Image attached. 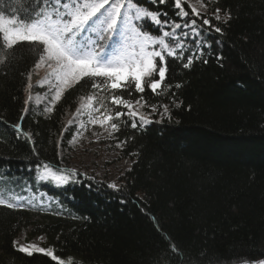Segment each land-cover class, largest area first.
<instances>
[{
    "label": "trees",
    "instance_id": "1",
    "mask_svg": "<svg viewBox=\"0 0 264 264\" xmlns=\"http://www.w3.org/2000/svg\"><path fill=\"white\" fill-rule=\"evenodd\" d=\"M33 4L0 0V12L24 19ZM217 6L232 18L223 22L222 12L221 22L212 19L223 35L208 38L211 49L189 69L182 66L186 58H166L167 78L152 103L167 104L169 114L145 127L121 126L117 141L131 137L121 154L133 163L119 191L79 175L63 187L36 181L37 163L67 169L58 163L63 118L92 90L69 89L50 115L25 114L28 73L39 50L26 43L8 50L0 63V197L23 208L0 206V264H56L13 247L29 227L31 237H44L47 249L75 264L264 260V0H218ZM149 7L179 22L174 0ZM21 116L34 143L11 127Z\"/></svg>",
    "mask_w": 264,
    "mask_h": 264
},
{
    "label": "snow or ice",
    "instance_id": "2",
    "mask_svg": "<svg viewBox=\"0 0 264 264\" xmlns=\"http://www.w3.org/2000/svg\"><path fill=\"white\" fill-rule=\"evenodd\" d=\"M167 2L168 0H34L24 19L6 17L0 12V45L4 50V59L0 60V63L7 60L8 50L17 45L26 43L36 47L39 55L35 60L34 69L50 70L46 79L52 81L45 94L49 103L44 111L52 114L69 89H76L78 86L90 87L92 94L87 96V100H97L104 109L101 116L90 118V123L99 124L107 131L109 138L115 139V134L121 131L119 121L122 117H128L131 128L137 129L152 123L150 116L158 112L160 107L163 108V114H169L167 104L149 105L143 96L146 90L160 95L158 90L162 88L169 71L166 57L179 61L186 58L187 62L182 66L184 69L191 68L195 60L204 56L206 49H211L212 44L208 38L213 33L223 35V29L212 24V18L221 21L222 12L223 22L227 23L232 18L230 10L226 11L219 6L209 7L217 4L218 0H207V3L205 0H196L199 7L189 3L191 16L183 6L184 0H174V8L178 10L175 16L179 18V22L175 18L169 20L167 11L149 7L156 4L165 5ZM46 9L50 11H45ZM200 19L202 24H198ZM145 22L160 34H153L152 28ZM168 28L171 30H166ZM117 34L123 37L121 48L109 52L108 48ZM166 38H170L171 42ZM129 41L134 48L131 54L128 52ZM189 52L191 54H187ZM216 59L222 60L223 57L217 55ZM203 63H208V60L204 59ZM28 81L25 90L29 96L24 101L25 114L33 88L31 72L28 73ZM171 87L172 85H168L169 89ZM175 87L180 88L181 85L177 83ZM133 92L141 95L139 98H133ZM105 96H110V104L115 106L114 113L104 104ZM89 107L93 111H100L91 104ZM149 107L151 112L145 114L142 109ZM23 119L21 116V122L11 127L17 133V138L23 136L32 142L31 134L23 129ZM72 123L73 121H69V124ZM106 126H110L111 130L108 131ZM64 131H68L67 125ZM61 137L63 138V132ZM128 139L131 137L118 141L116 147L122 149ZM73 140H70L69 144ZM57 147H61L60 141L57 142ZM41 167L44 172L40 171ZM31 170L30 168L29 171ZM35 170L37 182L51 180L56 186L73 182V178L80 175L75 168H58L54 171L48 163H37ZM107 187L119 191L115 183H109ZM0 206L8 209L23 208L22 203L13 204L2 197ZM13 247L29 256L41 253L50 257L56 264H75L71 257L65 261L51 248L38 247L36 244L25 246L18 241H13ZM257 264H264V260L258 261Z\"/></svg>",
    "mask_w": 264,
    "mask_h": 264
},
{
    "label": "rangeland",
    "instance_id": "3",
    "mask_svg": "<svg viewBox=\"0 0 264 264\" xmlns=\"http://www.w3.org/2000/svg\"><path fill=\"white\" fill-rule=\"evenodd\" d=\"M205 2L207 3V0H205ZM189 3L195 4L197 7H199V5L196 4V0H184L183 5L187 7L191 14V9L188 7ZM209 7L213 8V5H209ZM45 11H50V9H46ZM208 16H211V12L208 13ZM212 19L215 22H221L215 20L214 18ZM199 21H202V19ZM168 30L170 31L171 29L168 28ZM116 37L117 42H115ZM116 37L112 41V44L115 42V47H112L110 52H114L121 48L123 37L120 34H117ZM133 51L134 48L131 45V41H129L128 52L131 54ZM48 71L50 70L46 68H42L40 70H35L34 68L32 69L31 83L33 88L31 90V100L27 105V113L37 112L41 114L43 113V115L47 114L44 111V108L48 105L49 98H46L45 94L48 92V89L52 84V81L46 79ZM28 82L27 78V84ZM145 93H147V95L143 94L145 101L149 105H155L152 102L156 94L151 93V90H147ZM28 96L29 93L25 90L24 101L28 98ZM89 104L97 109H100V111H93L92 108L89 107ZM104 104L111 108L114 113L115 106L110 104V96H105ZM157 106H160V104ZM78 109L80 111H78ZM121 111L126 112L127 109H121ZM142 111L145 114H148L151 112V108H145L142 109ZM103 113L104 109L101 108V105L97 100L89 102L87 97L78 99L75 108L66 113L63 118V138L60 137V142L67 136H69L70 141L73 140V136L75 135V140H73L71 144H69L68 141L63 148H58V163H60L61 166H65L67 169L75 168L77 172L81 173L85 177L98 180L100 183L106 185L109 183H115L121 189L125 185L127 172L131 169L133 159L131 157L123 158L121 148L116 147L118 139L117 133L115 134V139L109 138L107 131H105L104 128H101L99 124L93 125L90 123V118L101 116ZM165 117L166 115L163 114V108L160 107L158 112L151 114L150 119L152 122H161ZM69 121H73V123L69 124ZM66 125L68 126V131H64ZM81 125H83V127H81ZM106 127L108 131L111 130L110 126ZM52 182L55 184L54 181ZM39 220V218L34 217L32 222L38 223ZM31 232L32 227H29L28 229L22 231L15 241H18L19 244L25 246L29 244H36L38 247H44L47 249L45 246V238L31 237Z\"/></svg>",
    "mask_w": 264,
    "mask_h": 264
},
{
    "label": "bare ground",
    "instance_id": "4",
    "mask_svg": "<svg viewBox=\"0 0 264 264\" xmlns=\"http://www.w3.org/2000/svg\"><path fill=\"white\" fill-rule=\"evenodd\" d=\"M170 40V39H169Z\"/></svg>",
    "mask_w": 264,
    "mask_h": 264
}]
</instances>
